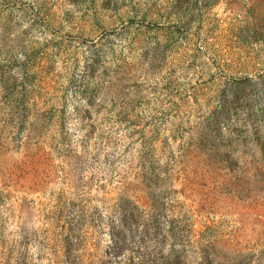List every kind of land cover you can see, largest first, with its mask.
Here are the masks:
<instances>
[{"label": "rangeland", "instance_id": "374dc122", "mask_svg": "<svg viewBox=\"0 0 264 264\" xmlns=\"http://www.w3.org/2000/svg\"><path fill=\"white\" fill-rule=\"evenodd\" d=\"M0 264H264V0H0Z\"/></svg>", "mask_w": 264, "mask_h": 264}]
</instances>
